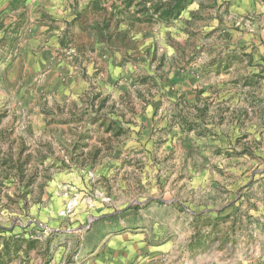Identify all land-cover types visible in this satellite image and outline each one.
Returning <instances> with one entry per match:
<instances>
[{
  "label": "rangeland",
  "instance_id": "obj_1",
  "mask_svg": "<svg viewBox=\"0 0 264 264\" xmlns=\"http://www.w3.org/2000/svg\"><path fill=\"white\" fill-rule=\"evenodd\" d=\"M22 1L0 6L1 263L121 264L134 237L264 253V0H104L64 26L89 86L61 102L33 91Z\"/></svg>",
  "mask_w": 264,
  "mask_h": 264
},
{
  "label": "crops",
  "instance_id": "obj_2",
  "mask_svg": "<svg viewBox=\"0 0 264 264\" xmlns=\"http://www.w3.org/2000/svg\"><path fill=\"white\" fill-rule=\"evenodd\" d=\"M11 1L0 0V6L9 4ZM106 1L108 2V0ZM22 2L28 10V18L22 30H27L30 41L25 42L20 53L27 55L26 62L35 72L36 76L32 78L33 83L31 84L33 91L36 95L44 94L49 98L51 96L57 102L77 97L87 91L89 85L85 80L82 81L77 73H74L76 68L72 69L59 60L63 37L66 35L64 26L79 23L82 29V24L79 21L83 20L84 13L105 5V1L81 0V2L75 3L74 0H23ZM47 16H52L51 19L54 22H47ZM89 21L94 29L93 19L90 18ZM77 33L82 32L77 31ZM76 49L78 48L76 47ZM120 62L121 55H116L113 60L109 59L107 63L111 65ZM80 66L94 71L93 64H89L87 61H83ZM133 240L135 242H127L133 245L126 244L125 250L117 247L120 250L118 253H121V264H264V253L259 251L255 254L242 255L240 253L226 257L217 249H210L191 259L183 254L176 255L171 249L172 243L152 245L151 243H142L141 237H134ZM115 242L116 239L110 240L106 249L107 253L115 252Z\"/></svg>",
  "mask_w": 264,
  "mask_h": 264
},
{
  "label": "trees",
  "instance_id": "obj_3",
  "mask_svg": "<svg viewBox=\"0 0 264 264\" xmlns=\"http://www.w3.org/2000/svg\"><path fill=\"white\" fill-rule=\"evenodd\" d=\"M16 1V0H15ZM152 0H145V2H151ZM189 3V0H170V2L168 1V3L164 4V3H158L156 5H153V9L154 11L159 14L160 12V16L161 19H166V20H170L172 18H175L179 15V13L186 7V5ZM162 11V13H161ZM5 229L0 227V234L4 233ZM1 237V235H0ZM5 243V247L3 248L4 250H7V241L4 240ZM3 262L0 259V264H4L1 263Z\"/></svg>",
  "mask_w": 264,
  "mask_h": 264
}]
</instances>
